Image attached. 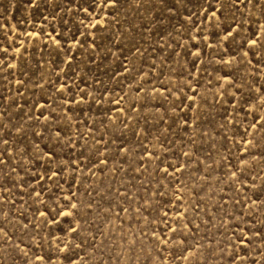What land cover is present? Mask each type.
<instances>
[{
    "label": "rangeland",
    "instance_id": "rangeland-1",
    "mask_svg": "<svg viewBox=\"0 0 264 264\" xmlns=\"http://www.w3.org/2000/svg\"><path fill=\"white\" fill-rule=\"evenodd\" d=\"M0 264H264V0H0Z\"/></svg>",
    "mask_w": 264,
    "mask_h": 264
},
{
    "label": "snow or ice",
    "instance_id": "snow-or-ice-1",
    "mask_svg": "<svg viewBox=\"0 0 264 264\" xmlns=\"http://www.w3.org/2000/svg\"><path fill=\"white\" fill-rule=\"evenodd\" d=\"M221 11H223V9H221ZM215 15H216V13L213 12V16H215ZM228 36H229V37L232 36V32H229V33H228ZM225 38H227V37H225ZM252 43H253V45H254V44L256 43V41L253 40ZM73 207H75V206L73 205Z\"/></svg>",
    "mask_w": 264,
    "mask_h": 264
}]
</instances>
